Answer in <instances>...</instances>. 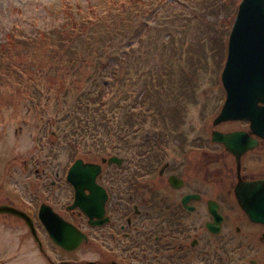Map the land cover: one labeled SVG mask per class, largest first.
<instances>
[{
    "label": "flooded vegetation",
    "instance_id": "obj_1",
    "mask_svg": "<svg viewBox=\"0 0 264 264\" xmlns=\"http://www.w3.org/2000/svg\"><path fill=\"white\" fill-rule=\"evenodd\" d=\"M214 131L250 132V123H212L210 137L116 136L119 142H134L116 145L120 150L112 153L122 158L120 163H102L97 182L107 200L100 223L80 208L68 209L76 198L68 181L70 167L60 175L51 168L29 173L19 162L0 166V207L28 214L41 240L38 249L51 264L57 263L50 254L65 249L52 240L45 247L43 204L85 235L83 244L66 254L70 258L82 251V264H264V208H258L264 206V137L251 134L246 151H232L213 139ZM213 145L220 146L219 151ZM34 179L38 190L32 193L27 182ZM32 194V201L26 200ZM86 194L98 199L102 195ZM254 209L261 213L253 215ZM15 224L32 235L24 218L0 211V226Z\"/></svg>",
    "mask_w": 264,
    "mask_h": 264
},
{
    "label": "rangeland",
    "instance_id": "obj_2",
    "mask_svg": "<svg viewBox=\"0 0 264 264\" xmlns=\"http://www.w3.org/2000/svg\"><path fill=\"white\" fill-rule=\"evenodd\" d=\"M77 1L83 2L84 5L90 2V0ZM92 1L96 2L95 0ZM170 1L173 5L167 6L169 8L168 13L163 14L158 21H153L154 19L150 21L149 28L144 29L141 33L143 39L134 42L136 43L134 52L129 61V64H133L135 68L141 70L152 69V66L161 70L164 64L173 66L174 73L171 76L165 75L161 81L163 85H171V87L163 90L159 88V83H157L153 88L155 92H160L157 97L162 101L158 104L163 105L162 109H168L164 113L166 118L162 125H160V121L154 125V122L145 123L132 119L131 125H127L125 128L123 134L125 138L136 136L138 133L154 135L153 131L157 129L164 136V139L167 135L176 137L175 135L184 133L210 137L212 122L225 100V91L218 86V76L220 77L225 66L226 37L223 36L217 48L216 44L205 36L204 53L201 52L200 47H194L201 36V30H197L196 21L190 13L194 10L199 11L197 7H194L195 1ZM59 4L60 0H0V157L3 159L11 158L9 167L18 165L14 158L21 162L19 166L23 162L29 163V160L36 159V162L31 164L32 167L39 162L38 165L44 169L48 163L46 169L52 166L53 172H59L58 174L61 175L65 165L68 168L73 161L65 149L66 146H69L66 143V138L70 140V143H79L83 133L89 136L94 133L107 134V130L103 128V120L109 119L114 122V116L121 117V121L123 118H128L133 109L132 96L134 91L137 93L140 89L145 90V88L142 79L137 80L136 84V80H131L130 75L127 74V80L122 82V78L120 79V96L114 101L112 98L104 99L105 105L103 101L98 100L97 102L88 96L79 98L78 95H82L80 91L83 87L80 86L76 90L74 88L76 84L72 87L70 82L67 84V88L61 92L49 90L48 77L40 78L44 74L40 70H35V67H27V73L21 71L16 73L12 69L15 75L1 69L3 65L1 58L4 56L1 52L8 50L4 45L8 42L5 41L4 34L12 27L21 25L27 29L26 33L30 36H32L31 32H34L32 30L34 26L49 28L54 20L57 21V18L48 9L59 6ZM187 12H189L188 18ZM63 14L64 10H62V16ZM171 17L172 19H170ZM209 19L214 20L215 18L210 16ZM171 20L174 21V24H171ZM176 22L178 26L175 25ZM166 24L173 31L174 37L172 39H169L170 31ZM137 30H140V26H137ZM30 44L31 40L14 41L12 46L19 50V45L26 47ZM174 47L178 48L176 56L170 55L168 52ZM163 52L166 55L160 57ZM201 54L203 59L199 60V65L195 69V76L191 78L189 75H185L183 69L189 68V64L185 60L189 56L198 57ZM15 56L17 61H22L25 57L24 54ZM157 59H162L164 63L156 62ZM154 79H157V75ZM96 80L100 83L99 91H108L111 83L117 82L115 76L111 74L98 77ZM77 83L82 85V80ZM83 86L92 88L88 82H84ZM145 99V104L140 103L142 99L138 103L134 102V106L138 107L139 111L149 106L151 96L149 95ZM70 107L74 109L73 118H68ZM77 107L84 110V122L96 124V126H91L87 132L74 128L75 118L80 116V112L76 111ZM176 107L186 109L181 120L172 118L175 115L174 109ZM152 112V108H149L148 113L151 114ZM136 123L141 124L140 131ZM53 132H58L60 138L53 139ZM124 140L127 139L121 141ZM206 142L203 140L201 144L205 146ZM212 147L219 151L220 146L213 145ZM173 148L175 149V147ZM116 150H120V148ZM52 153H56L54 158L51 157ZM97 159L100 160L101 157ZM34 180L36 181V179ZM27 184L30 185L31 191L38 190L37 181L34 183L32 180ZM33 195L26 197V200L32 201ZM0 232V249L3 252L0 254V264H46L39 259L36 242L32 237L26 235L20 224L0 226ZM42 240L46 247L45 240ZM49 245L50 242L47 241V246ZM17 250L22 253H18ZM54 256L57 258L56 261L66 259L60 254L59 249H57V253H54ZM74 258L79 259L76 255Z\"/></svg>",
    "mask_w": 264,
    "mask_h": 264
},
{
    "label": "trees",
    "instance_id": "obj_3",
    "mask_svg": "<svg viewBox=\"0 0 264 264\" xmlns=\"http://www.w3.org/2000/svg\"><path fill=\"white\" fill-rule=\"evenodd\" d=\"M95 1L90 0L86 5L77 4L73 10L72 0H60L59 6L48 9L57 21L54 20L49 29L38 25L32 27L35 32H31L32 36L26 33L27 29L22 25L11 26L4 34L5 41H8L4 45L8 50L1 52L4 54L1 69L15 75L12 69L16 73H27V67H35V70L44 74L40 78L48 77L49 90L57 92L65 90L69 82L72 87L76 84V90L80 86L84 87V82H93L89 97L97 102L104 101L107 93L99 91L100 83L96 80L101 77V69H107L116 80V66L123 59L131 58L136 44L134 42L143 39L142 31L149 28L150 21H158L163 14H167V6L173 4L169 3L170 0ZM194 1V7H199L200 10L190 13L196 21L197 30H201L195 47H200L204 53L205 36L217 48L223 36L227 40L241 0ZM210 16L215 19L210 20ZM171 24H174L173 20ZM175 25L178 26L177 22ZM137 26H140V30H137ZM166 27H169L168 24ZM168 29L169 39H172L173 31ZM27 40H31L29 46L19 45V50L12 46L14 41ZM21 54L25 55L24 60L17 61L15 55ZM200 56L202 54L199 55V60ZM146 72L154 71L147 69ZM79 80H82V85L77 83Z\"/></svg>",
    "mask_w": 264,
    "mask_h": 264
},
{
    "label": "water",
    "instance_id": "obj_4",
    "mask_svg": "<svg viewBox=\"0 0 264 264\" xmlns=\"http://www.w3.org/2000/svg\"><path fill=\"white\" fill-rule=\"evenodd\" d=\"M222 80L227 90V101L215 122L246 118L251 121L253 131L264 136V0H243L241 3L229 39V54ZM214 138L233 151L244 152L251 145L245 132L215 133ZM241 143L247 145L239 148ZM79 162L74 168L83 166ZM86 167L95 174V166ZM51 219L54 222L53 218L46 216L47 224Z\"/></svg>",
    "mask_w": 264,
    "mask_h": 264
}]
</instances>
